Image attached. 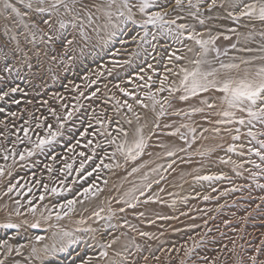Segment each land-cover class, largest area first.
I'll return each instance as SVG.
<instances>
[{
    "label": "rangeland",
    "instance_id": "374dc122",
    "mask_svg": "<svg viewBox=\"0 0 264 264\" xmlns=\"http://www.w3.org/2000/svg\"><path fill=\"white\" fill-rule=\"evenodd\" d=\"M185 4L187 6V2ZM175 6V3H170L163 7V10L168 13ZM205 7L206 5L201 6V8ZM151 11L155 9H150L149 12ZM139 14L136 12V19H143L144 17L141 18L143 15L140 14L139 17ZM138 27L129 24L127 34L117 33L109 41L112 42L110 44H97L95 47L86 48L82 54L77 50L74 53L76 59L71 62L66 60L64 64L57 62L50 65L48 59L43 58L44 66L40 67L33 58L34 66L29 69L23 63L9 60L8 63L13 66V71L5 73L0 70V76L5 77L0 81V95L9 92L8 96L0 100V166L4 168V175L0 176V245L7 241L14 249H19L21 252L18 255L14 250L11 256L7 257L6 264L13 260L19 264H41V261L32 255L30 248L32 244H37L40 256H44L45 247L51 249L53 246L59 248L67 245V251L57 252L55 256L48 257L45 264H87L89 258H92L91 264H103L104 257L100 256V245L110 241L108 234L112 233V230L100 225L94 237H91L85 230L89 229L88 224L85 219L80 218L82 213L80 201L84 197L82 193L85 188H92L96 194L106 192V185L114 172L121 170L132 175L136 173H132V169L137 160L125 162V158L116 151V145L123 137L118 129L123 127L130 134L125 124L132 115L126 107L118 108L116 102L120 101L123 104L127 101L132 106L136 103V100L133 101V98L131 100V96L125 95L120 89H126L133 93L136 99L144 100V94L149 92L144 85L148 83L151 87L159 88L160 81L169 75L167 69H173V64L168 60L169 55L173 51H185L183 46L152 43L146 47L153 53L151 67L146 66L150 77L144 67L136 68L139 72L135 68H129L134 69L133 71L138 74L126 71L131 75L127 76V73H124L126 76L115 77L119 67L112 68L114 70L109 72L106 67L108 63H115L114 61L122 55H128L134 48H139L140 41L143 42L144 39V29ZM133 36L136 38L132 39ZM224 36L222 33L217 45L222 51L227 50V53H230V48L226 47L228 45L230 47V39L221 43ZM122 40L126 43H121ZM158 46H162L163 49L165 47L167 51L162 56L164 61L160 63L156 62L158 58L157 53L155 54ZM59 52L60 50L57 49L55 54ZM3 63L0 61V69L3 68ZM50 66L53 68L51 72L47 71ZM167 85L171 86L169 79ZM13 87L18 89L14 93L10 92ZM93 92L96 93L95 96L92 95ZM165 92L168 94L167 91ZM174 99L172 96L170 102ZM210 111L206 108L203 113L207 115H198L197 120H211L213 121L211 124H214L216 118H213V112ZM68 112H72L70 119L67 118ZM184 112H180V115ZM57 116L61 118L60 121L56 119ZM60 123L64 124L63 129H59L63 134L57 137L53 145L43 152L36 149L35 155L26 156L24 160L20 159V154L25 149L34 148L37 137L47 136V125H52V130L56 131ZM40 124L45 127H38ZM210 130L213 132L212 129ZM144 131L145 135L151 137L148 140L149 146L154 144L157 150L155 160L163 162L167 154L164 146L159 145L158 141L167 131L159 128L150 133ZM258 137L264 139V136ZM110 139H115L116 143L109 144ZM89 141L91 143H88ZM253 147H256L255 143L249 145V148ZM69 149L73 150L69 151ZM211 149L198 154L197 164L200 166L199 171H202L198 177L222 178L209 180L201 187L198 185L200 180L193 183L198 190L190 195L191 200L187 202L190 209L183 211L188 222L163 226L159 233L150 237L145 236L144 239L140 233L132 234V239L128 241L127 248L125 247L127 252L125 249L122 252L125 255L131 253L126 264H181V261L184 264H251L249 258L252 256H256L257 261L264 260V215L258 214L264 211L248 214L253 210L244 206L245 188L248 185L244 178L230 174L226 170L223 172L210 170L212 163L214 167V160L210 156ZM114 152L115 157L112 155ZM13 153H15L14 157ZM80 153L85 155L81 156ZM5 156H8V159H5ZM52 156L56 159L53 160ZM248 161L254 162L252 163L254 165L259 164L256 157ZM66 163L73 166L71 174L64 169ZM81 163L84 164L83 172L80 171ZM106 164H111L112 167L105 168ZM117 164L120 167L115 169ZM46 165L48 167H45ZM150 183L151 188L158 184L156 181ZM12 185L15 187L9 192L8 189ZM45 186L48 188L47 192ZM52 188L62 191L52 193ZM41 196L44 197L43 200L40 199ZM205 196L209 199L205 200ZM67 200H76L78 203L75 205V211L61 219L64 226L61 230L66 231L72 227L74 232L69 238H61V241L58 240L55 244L49 243L50 225L42 218H35L36 210L42 211L41 216L51 213V216L56 218V213L62 214L66 211V209L61 210L58 205L64 204ZM235 204H239V209H236ZM181 207H185L184 204ZM261 207L264 208L263 205ZM33 208L35 212L31 211ZM82 219L85 221L84 224L79 223ZM37 222L40 226L32 227ZM8 224L19 227L3 226ZM36 236H42L44 239L36 241ZM72 240L77 242L71 243ZM189 249L193 251L189 253ZM257 249L260 250L259 253ZM144 257H147V260ZM3 258L4 256L0 255V259ZM114 258L121 259L115 255Z\"/></svg>",
    "mask_w": 264,
    "mask_h": 264
},
{
    "label": "snow or ice",
    "instance_id": "6c2138e0",
    "mask_svg": "<svg viewBox=\"0 0 264 264\" xmlns=\"http://www.w3.org/2000/svg\"><path fill=\"white\" fill-rule=\"evenodd\" d=\"M201 0H187V6L189 9H195V12L190 11L189 14L194 16L201 25L205 24V19H202L199 15ZM19 4V6H18ZM185 4V0H175V5L177 8H182ZM227 5V7H226ZM159 7L161 10L151 11L149 9ZM209 10L213 8H223L227 11L228 19L234 20L239 24L243 18H247L249 21H259L264 24V0H250V2L245 3L244 0H223V2L218 3V0H211L209 4ZM136 8L137 11L143 15V19H136V12L133 11ZM232 9L229 11L228 9ZM23 9V10H22ZM239 9V11H237ZM167 11L163 10V6L157 3V0H139L137 4L133 3V0H0V61H3V68L0 69L5 73H11L13 71V66H10L8 61L12 60L14 62H20L25 64L29 69L34 65L32 63L33 58L36 60V64L43 67V58H47L50 65L64 64L67 61L71 62L76 59L74 53L79 50L82 54L86 48L95 47L97 44H105L111 41L117 33L127 34L129 31L128 25H138L139 27L145 29L144 35L148 36L147 31L148 26L156 27L160 30L166 31L168 34L172 33L170 25L175 24V20H167ZM208 19H211L209 17ZM254 27V26H253ZM209 35L205 38L204 32H198L194 28L189 31V26L187 24L177 25V32L175 33V42L182 43L183 39H188L194 41L195 45L198 46L196 51V57L194 59H189L188 66H180L178 73H173L180 77L178 84H173L171 86L167 85L168 77L165 76L163 80L160 81V87L156 92H146L145 98L151 101L152 111L156 112V107L159 105V111L157 112V117L164 116L167 113V109L173 107L170 102V98L174 93H181L176 97L179 101H188L192 97H200L201 93H209V98L200 99V104L203 107H192L190 112H184L183 115L189 116L195 113H203L205 109L213 110V113L219 119L214 121L217 125H228V124H239L241 126L247 127V136L251 138L249 143L255 141L259 147H253L249 149V152L254 153L260 158L261 162H264V139H259L258 136H264V131L256 132L253 128L258 123L261 128H264V43H261L260 47H243L239 51L245 52H258L260 55L251 56L248 58L244 57H233L231 62H224L220 59L222 55H227V50L222 51L220 47H217V41L220 39L222 33H217L212 35L211 31ZM230 32L237 36V43L241 40L247 44L249 41L254 40V33H241L238 32L236 28L229 29ZM185 32L187 36L185 37ZM259 35L264 38V31H261ZM70 37V38H69ZM136 37L133 36L132 39ZM153 39L155 35L153 34ZM224 39H231L230 36H224ZM121 43H126V41H121ZM233 49L237 48V44L231 45ZM57 49L60 50L59 54H55ZM188 52H193L194 49L189 47ZM214 53V56L211 54ZM186 57L182 55H177L176 51H173L169 57V63L173 60L181 61ZM238 62H235L237 61ZM259 61V63H257ZM151 67V65H149ZM47 71H53L50 66ZM171 72V69H167ZM4 76H0V81L4 80ZM143 79V77H140ZM151 79V78H149ZM144 87L151 88V84L146 83ZM18 89L13 87L10 92H16ZM127 96H133L137 104H140L143 108H148L149 105L145 104L143 100L136 99L133 93L128 92L126 89H120ZM167 91L168 97L163 100L157 98V93H163ZM214 93H219V95H214ZM9 92H4L0 95V100L8 96ZM82 95V93H81ZM93 96L96 95L95 92L92 93ZM117 106L126 107L129 112H133V106L124 101L121 104L117 101ZM135 119L140 121V116L133 113ZM174 115H180L179 111L172 113ZM246 114V115H245ZM53 115L55 112L53 111ZM72 117V112L67 113V118ZM60 121V117H56ZM99 122V121H98ZM129 125L132 124V120L126 121ZM213 121H209L212 123ZM111 123V121H109ZM91 126V125H89ZM38 127H45V125L40 124ZM48 134L44 137H37V141L34 144L32 150L25 149L23 153L20 154V159L24 160L26 156L31 157L35 155V150L38 149L43 152L46 148L53 145L57 137L61 136L63 133L59 129H63L64 124L60 123L59 128L56 131L52 130V125H47ZM147 124H139L131 134V142L129 141V132L125 131L123 127L118 129V132L123 134V139L120 143L116 145V151L120 153L121 156L125 158V162L131 160L135 161L139 157L145 154V150L149 147L148 140L150 136L145 135L144 129ZM156 128H160V124H155ZM164 127H171V125H164ZM181 127L188 129V132L192 134L191 143H195L196 140V129L190 124H182ZM229 133L232 129H226ZM86 131V130H85ZM106 131V130H105ZM204 132L209 131L205 128ZM212 131L219 133L220 128L215 127ZM236 135L233 136L234 140H240V129L236 128ZM179 135L181 139H186V134L180 133L179 128L175 130L172 135ZM110 135V133L108 134ZM203 135V133H201ZM27 137V131L25 132ZM30 139V138H29ZM79 143V142H77ZM88 143H91L89 141ZM109 144L116 143L115 139H110ZM99 146V145H97ZM191 146V144H189ZM239 147L243 148V145ZM73 149H69L72 151ZM179 151H185L184 148H180ZM229 152H236L237 145H230L228 148ZM84 156V153H80ZM113 157L116 153L114 152ZM168 156H175L176 151L170 150L167 152ZM240 155H244L243 152ZM15 153H13V157ZM8 159V156L4 157ZM55 160L56 157L52 156ZM175 161H173L174 163ZM103 163V161H101ZM254 163V162H253ZM172 165L169 164L168 167ZM260 168V164L255 165ZM45 167H48L47 165ZM72 164L66 163L64 169L71 174ZM105 168H111V164L104 165ZM116 167H120L119 164ZM143 167V165L141 166ZM51 171V168H49ZM80 171H84V164H80ZM139 168L134 167L132 173L138 172ZM153 171H156L155 169ZM4 175V168L0 166V176ZM91 175V173H88ZM131 175V173H129ZM257 173H253L255 177ZM220 176H203L197 177L198 180H215L221 179ZM147 179V177H145ZM159 183V181H156ZM259 187H264V185H258ZM15 185L9 187L8 191L11 192ZM93 187H95L93 185ZM145 187L150 188L151 183L145 185ZM45 191H48L47 186H45ZM62 190L57 188H52V193H58ZM135 190H133V193ZM95 195L92 188H85L82 195L87 198L89 195ZM143 195V191L140 193ZM40 199H44L43 196ZM205 200L209 197L205 196ZM264 199V197H262ZM135 201V203L133 202ZM138 198L132 194L131 200H126L129 207L135 208L136 203H138ZM78 203L76 200H67L64 204L58 205V207L63 211L56 213V219L60 220L69 213L75 211V205ZM35 212V208L31 209ZM101 212L103 209L100 210ZM120 211H124L123 208ZM17 211V215H19ZM94 215L103 219L100 212L94 213ZM143 215V213H141ZM51 219V213L48 216ZM111 219V216L108 217ZM80 224H84L85 221L82 219L79 221ZM4 227H15L18 228L19 225H3ZM39 223H34L32 227H39ZM86 231H96L95 229H85ZM142 236H148L149 233L142 232ZM72 233L63 231V237H70ZM36 241H41L44 239L42 236H36ZM118 239V238H117ZM77 241L72 240L71 243H76ZM116 243V239L109 241L108 243L101 244L100 247L104 249L100 253L101 257L107 258L109 253L108 249ZM24 247V246H21ZM139 249V245L136 246ZM0 255L4 256L0 259V264H6L8 256H11L12 252L15 250L17 254H21L19 249H14L13 246L9 245L7 241H4L0 245ZM44 256L38 254V250L34 247L32 249V255L41 261V264H45V261L50 256H55L57 252L67 251V245H62L59 248L53 246L51 249L48 247L44 248ZM193 249H189V253ZM259 249L257 252L259 253ZM125 252L127 249L125 248ZM128 255H131L129 252ZM128 255L117 251L115 257H120L121 259H113L111 264H126L128 260ZM91 259L89 258L87 264H91ZM147 260V257H144ZM251 264H264V260L257 261L256 256L249 258ZM8 264H19L17 261H10ZM181 264H184L181 261Z\"/></svg>",
    "mask_w": 264,
    "mask_h": 264
},
{
    "label": "bare ground",
    "instance_id": "6f19581e",
    "mask_svg": "<svg viewBox=\"0 0 264 264\" xmlns=\"http://www.w3.org/2000/svg\"><path fill=\"white\" fill-rule=\"evenodd\" d=\"M14 2H17V0H14ZM138 2L139 0H133L134 4H137ZM186 2L187 0H185V3ZM210 2L211 0H201L200 12L197 14L202 19H205L204 25H201L194 16L189 14L190 11L195 12V9H189L186 4H184L182 8H177L175 6L171 11L168 12V15L166 16L167 20H175L176 22L175 24L170 25L172 29L171 34H168L166 31L160 30L153 26L148 27L147 31L149 35H144L143 42L140 41L139 43V48H134L133 51L129 52L128 55H122L117 59V61H114L115 63L112 62L113 64L108 63L106 67L107 71L109 72V70H114L112 68L119 67L120 69H117L118 71L115 77L118 76L117 78H120L121 76L123 77L126 75H131V73H127L129 71L136 72L138 71L136 70V68L144 67L146 68V74L148 73L149 75L146 66L150 65L151 61L153 62V58H151L153 53L148 51V48L146 47L152 43L155 44L156 42L158 45L170 43L173 44V46H183L185 50L184 52L176 51L177 55H182L186 58L181 61L173 60L171 62L173 64V69L171 72H169L168 75V79L170 80L171 85L178 84L180 77L174 75L173 73H178L180 66L190 67V65L188 64V60L194 59L196 57V51L198 50V46L195 45L194 41L188 40L186 38L183 39L182 43L175 42L177 25L180 24H187L189 26V31L194 28L198 32H204L205 38H207V36L209 35L208 30H210L211 34L213 35H216L217 33H223L225 36H230L231 45L236 43L237 48L233 49L231 45L230 47H228L229 45L226 46L227 49L230 48V53H227L226 56L222 55L220 57V59L226 63L231 62L233 57L248 58L251 56L260 55V53L258 52H245L239 51V49L243 47H260L261 43H264V38H262L259 33L261 31H264V24H261V22L259 21H249L247 18H243L239 22V24H237L236 21L226 18L227 11H225V9L217 7L209 10L208 6ZM220 2H223V0H218V3ZM244 2L247 3L250 2V0H244ZM157 3L162 5L163 7H166L170 3H175V0H157ZM193 3H196V0H193ZM203 5H206V7L201 8V6ZM158 8L159 7H154L151 9H155V11H157ZM180 10L183 12L178 13L177 11ZM228 10L231 11L232 9L229 8ZM133 11L138 12L136 8H133ZM237 11H239V9H237ZM140 16L141 15L139 14V17ZM142 17L143 16H141V18ZM209 17H211V19H208ZM231 28H236L237 31L241 33L253 32L254 40L249 41L247 44H245L243 40H241L240 43H237V36L229 31V29ZM153 34L155 35V39H153ZM187 34L188 33L185 32V37ZM227 40L228 39H222L221 43L224 41L227 42ZM110 43L108 42L107 44ZM189 47L193 48L194 51L188 52L187 49ZM217 47L219 46L217 45ZM166 52L167 51L165 47L163 49L162 46H158V49L155 51V54L157 53L158 58H155L157 60V63L164 61V59H162V56L165 55ZM211 55L214 56V53H212ZM133 56L135 58H133ZM235 62H238V60ZM257 63H259V61H257ZM130 67L135 68L136 71H133L134 69L130 70ZM127 68L128 70H126ZM124 73L127 74L125 75ZM157 89L158 88L153 86L151 88H148L147 90L156 92ZM180 94L181 93L179 92L173 94V98H175L173 101H171L173 107L171 109H167L168 114L160 117H157L159 105H157L156 107V112H153L151 101L147 100L146 98L143 101L145 104L149 105L148 108H143L140 104L134 103L133 112L131 113L132 115L129 118L132 120V124L129 125L127 122L125 124L126 128H128L130 131L129 141L131 142L132 131L139 124H147V127L144 130L149 131L150 133L156 130L155 124L159 123V129H165V131H167L159 141L157 140L159 142V145L161 144L162 146H164L166 154L168 151L174 150L176 151V155L171 157L167 155L163 162H158V160H155L154 158L157 150L153 144V146H149V148L145 150L144 155L137 159L134 167L139 168L138 172L133 175H129L130 172L124 173L121 170L114 172L109 179L110 181H108V185H106V192L102 194L95 193V195L90 194L87 198L83 197L80 201L82 207L80 218L85 219L89 228L96 230L94 232L88 231V234L91 237H94L99 226L105 225L112 230V233L110 232L108 234L110 241L116 239V243L112 246V248L108 249L109 255L107 258L103 259V264H111L115 253L117 251H124L128 241L132 239L131 236H133L132 234L134 233L145 232L149 233L148 237H150L159 233L163 226H172L182 222H188L185 220L186 213L183 211L186 209H190V206L187 205V202L189 203L191 200L190 195H192L195 190H198L196 189L197 187L193 185V183L199 181L197 177L202 174V171H199L200 166L197 164L199 157L198 154L201 151H210L212 147L214 148L211 149L210 156H212L214 160V167L212 163L210 170L213 171L214 169L218 172H223L226 170V172L229 171L230 174L238 175L239 177L244 178V181L246 182V184H248L247 188H245L246 194L244 206L248 209L251 208L253 210H251L252 212L248 211V214L258 212L260 210L264 211V208L261 207L262 205L264 206V199H262V197H264V187L258 186L264 185V162H261L260 158L257 157L254 153L249 152V145L251 143L254 144L255 141L249 143L251 138L247 136V127L241 126L239 124L217 125L215 123L211 124L209 123V121L197 120V118H199L198 115L205 116L207 115V113H195L189 116L172 115L171 113L177 111L190 112L192 107H203V105L200 104V99L209 98L210 96L201 93L200 97H192L188 101H179L176 99V97H178ZM168 95L169 94H167L166 92L157 93V98L163 100L165 97H168ZM214 95H219V93H214ZM132 98L133 96L130 97L131 100ZM133 101H135V99H133ZM211 111L213 112V110ZM133 113L140 116V121H137L135 119ZM214 117L216 119H219V117H216L213 114V118ZM166 124L171 125V127H164V125ZM182 124H190L196 129L195 143H191L192 134L188 132V129L181 127ZM215 127L220 128L219 133L214 131L211 132L210 129H213ZM177 128H179L180 133L186 134V139H181L178 134L172 135V133H174ZM205 128L210 129L201 136V133ZM236 128L240 129L241 138L238 141L233 139V136L237 134L235 132ZM226 129H232V132L229 133ZM253 131H264V128H261V126L257 123L253 128ZM122 139L123 137L120 140L122 141ZM189 144H191V146H189ZM233 144L237 145V151L229 152L228 148ZM240 145H243V148L239 147ZM255 145L256 147H259L256 143ZM161 148L163 149V147ZM180 148H184L185 151H179ZM241 152H243L244 155H240ZM252 157H256L258 159V162L261 165L262 169L257 168L255 166L256 164L254 165L252 164L253 162L251 163L250 161H248L251 160ZM173 160L175 161L174 163L172 162ZM115 164L116 163H114V165ZM169 164H171L172 166L168 167ZM142 165L143 167H141ZM115 169L118 168L115 167ZM154 169L156 171H153ZM253 173H257V175L253 177ZM145 177H147V179H145ZM149 180L150 182L159 181V183L152 188H147L145 187V185L150 183ZM208 182L209 180L200 179V183L198 185L201 187L203 185H206ZM133 190H135L134 193ZM141 191H143V195L140 194ZM132 194H134L139 201L138 203H136L135 208L129 207L126 203H124V201L126 200H131ZM133 202L135 203V201ZM236 202L237 201H235V203ZM182 204H184L185 207H181ZM235 206L236 209H239L240 207L239 204H235ZM121 208H123L124 211H120ZM101 209H103L102 212L100 211ZM36 211L37 212L35 213V218H42L48 225H50L49 237L51 238L49 243L55 244L56 241H61V238H69L63 237V231L61 229L64 226L62 225L63 221L61 219L57 220L52 216L51 219H48V214L46 216H41L42 211L40 212L39 209ZM96 212H100V215L104 218H97L94 215V213ZM141 213H143V215H141ZM258 214L264 215V213L260 212ZM109 216H111V219H108ZM66 231L73 233L74 229L70 227V229ZM141 237H143L142 239L146 238L142 235ZM36 245L37 244H32L30 246L31 250L34 247L37 249ZM102 251H104L103 248H101V252Z\"/></svg>",
    "mask_w": 264,
    "mask_h": 264
}]
</instances>
